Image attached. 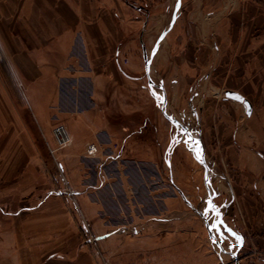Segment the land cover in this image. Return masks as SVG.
<instances>
[{
  "label": "rangeland",
  "instance_id": "obj_1",
  "mask_svg": "<svg viewBox=\"0 0 264 264\" xmlns=\"http://www.w3.org/2000/svg\"><path fill=\"white\" fill-rule=\"evenodd\" d=\"M126 1L139 11L144 22L142 50L138 52L135 67L124 73L130 79L137 78L139 81L135 86L127 80L128 86L123 87V105L127 107L122 113L112 111V107L106 112L109 120L117 123L115 127L111 126L113 141L106 142L105 146L97 142L86 144L83 155L70 163L72 169L83 167L85 172L84 175L79 173L73 181L87 180L84 184L102 188L90 194L100 197L103 203L104 232L113 233L116 238L115 244L112 242L107 246L128 248L124 254L116 255L118 264H157L167 259L161 254V249L157 250L161 246H167L169 251V260L165 264H194L189 261L194 257L186 260L179 253L180 249L202 246L222 258H228L232 264H240L242 240L238 237L244 220L241 188L247 176L239 157L250 145L214 140L212 132L208 136V131L212 129L203 123V107L207 105L205 99L216 100L218 97L221 101H238L226 96L228 91H232L231 84L225 85L216 95L208 80L210 74H218L221 78L227 74L226 64L221 63V49L216 42L211 41L207 63L193 62L195 47L188 48V52L183 50L185 62L182 63L178 57L181 52L177 38L179 33L194 25L202 28V23L211 22L224 28L223 25L230 22L235 28L234 38L242 39L236 28L243 25V35L248 31L251 44L263 53L264 0ZM203 5L206 11L201 14ZM176 13V23L171 29ZM169 32L173 34L168 35ZM145 55L151 60L148 69ZM251 56L258 57L257 54ZM258 65L257 61L256 67L253 64L251 70H259ZM237 68L233 88L241 90V66ZM32 76L19 66L0 32V119L2 115L10 119L33 141L40 153L43 173L54 181L56 194L67 195L76 205V195L66 178L67 163L64 160L72 143L60 146L55 137L59 127H64L69 134L71 117L66 111L50 106L49 94H44L40 86L33 84ZM181 76L186 80L177 88L176 83ZM157 97H163V102ZM169 117L181 122L189 131L182 133ZM9 126L3 129H10L9 134L13 136L16 129ZM77 128V134L82 135L81 127ZM177 140L179 143L174 142ZM27 144L28 141L24 145ZM89 144L99 146L96 156L88 155ZM19 146V143L9 145V165ZM4 151L5 143H0V153ZM260 195L259 198H264L263 191ZM65 197L62 199L65 200ZM208 200L216 205L219 221H223L218 228L210 227L219 221L208 210ZM205 212H208L209 219L205 218ZM207 226L219 245L211 237ZM83 231L92 233L93 230L89 227L83 228ZM187 232L190 239H182ZM183 241L189 242V245H181ZM82 242H90L94 246L97 239L95 234L88 238L85 235ZM136 248L153 250L137 251ZM188 254L187 258L192 253ZM222 264L228 263L223 261Z\"/></svg>",
  "mask_w": 264,
  "mask_h": 264
},
{
  "label": "crops",
  "instance_id": "obj_2",
  "mask_svg": "<svg viewBox=\"0 0 264 264\" xmlns=\"http://www.w3.org/2000/svg\"><path fill=\"white\" fill-rule=\"evenodd\" d=\"M205 11L203 5L201 14ZM201 25L202 28L194 25L178 34V57L184 63L183 50L188 52V48L195 47L193 62L207 63L211 41L216 42L227 74L224 78L210 74L208 80L214 93L217 95V91L231 84L232 91L252 104L249 116L239 102L221 101L218 97L205 99L203 123L212 129L208 136L212 132L214 140L250 145L238 156L247 176L241 188L244 220L238 237L242 238L240 264H264V198H259L260 191L264 192V52L251 44L248 31L243 35V25L236 28L242 39L234 38L235 28L230 22L224 28L211 22ZM143 28L139 11L126 0H0V32L5 45L24 72L33 74V84L49 94L50 106L71 117L73 151L70 148L64 160L66 178L76 195L74 205L67 195L56 194L54 181L43 173L40 153L33 141L2 115L0 143H5V151L0 153V264H118L116 255L127 251L121 246H107L115 244L116 238L113 233L104 232L103 203L100 197L90 194L102 188L84 184L87 180L73 181L85 172L83 167L72 169L70 163L83 155L86 144L97 142L105 146L113 141L111 126L117 123H112L106 112L112 107V111L122 113L127 107L123 105V87L128 86L127 80L138 84L139 79H130L124 73L135 67L142 50ZM253 54L258 57L253 58ZM257 61L260 68L255 72L251 67H256ZM238 65L242 72L241 90L233 88ZM185 80L178 77L176 87ZM9 125L16 129L13 136L10 129H3ZM77 127H81L82 135L77 134ZM26 141L28 144L24 145ZM11 143L21 146L9 165L11 154L7 150ZM89 227L92 233L83 231ZM91 234L97 239L94 246L82 242L85 235L88 238ZM189 235L184 233L181 238L190 239ZM160 249L167 259L157 264H165L169 260L168 247L157 248ZM189 252L192 254L187 258ZM179 253L186 260L193 256L189 261L194 264H232L204 246L180 249Z\"/></svg>",
  "mask_w": 264,
  "mask_h": 264
},
{
  "label": "water",
  "instance_id": "obj_3",
  "mask_svg": "<svg viewBox=\"0 0 264 264\" xmlns=\"http://www.w3.org/2000/svg\"><path fill=\"white\" fill-rule=\"evenodd\" d=\"M176 19H177V13L174 15V18H173V21H172V23H171V29L174 27V25H175V23H176ZM165 36V35H164ZM161 41V40H160ZM159 41V42H160ZM156 50H157V48H156ZM145 61H146V67H147V69L149 68V65L151 64V60L149 61L148 59H147V55H145ZM230 94H235V95H238L239 97H242L243 99H242V101H238V102H240V103H242L244 106H245V108H246V110H247V114L249 115V116H251V114H252V111H253V108H252V104H251V102H249L245 97H243L241 94H239V93H237V92H233V91H228L227 93H226V96L228 97V98H230V99H233V100H235L234 98H233V96L232 95H230ZM237 101V100H236ZM169 119L173 122V124L175 125V126H177V128L178 129H180V128H183V129H186L187 131H189V129L186 127V126H184L181 122H179L178 120H176L175 118H173V117H169ZM179 126V127H178ZM193 146H195V144H193ZM204 165L206 166V164L204 163ZM207 228H208V230H209V232H210V234H211V237L214 239V241H216V243L219 245V242H218V240L215 238V236L212 234V231H211V228L209 227V226H207ZM235 257H236V255H235Z\"/></svg>",
  "mask_w": 264,
  "mask_h": 264
},
{
  "label": "built area",
  "instance_id": "obj_4",
  "mask_svg": "<svg viewBox=\"0 0 264 264\" xmlns=\"http://www.w3.org/2000/svg\"><path fill=\"white\" fill-rule=\"evenodd\" d=\"M55 137L60 146H66L71 142L70 136L64 127H59L55 131ZM99 146L96 144H89L87 152L89 156H96L99 153Z\"/></svg>",
  "mask_w": 264,
  "mask_h": 264
},
{
  "label": "snow or ice",
  "instance_id": "obj_5",
  "mask_svg": "<svg viewBox=\"0 0 264 264\" xmlns=\"http://www.w3.org/2000/svg\"><path fill=\"white\" fill-rule=\"evenodd\" d=\"M230 95H232L233 98H234L235 100H237V101H242V99H243L242 97H239L238 95H235V94H230ZM157 99L160 100L161 102H163V100H164L163 97H157ZM178 127H179V126H178ZM180 131H181L182 133H185L187 130H186V129H183V128H180ZM174 142L179 143L178 140H177V141H174ZM197 143H198V142H197ZM197 158L200 159V155H199V154L197 155ZM201 162H202V161H201ZM207 204H208V210L211 211V212H213V213L215 214V217H216L217 221H219V211L217 210L216 205L213 203L212 200H208V201H207ZM204 216H205L206 219H209L208 212H205V213H204ZM222 224H223V221H219L218 224L210 225V227L218 228V227H219L220 225H222ZM229 231H230V230H229ZM232 235L235 236L236 234H235V233H232ZM239 239L242 240V238H239Z\"/></svg>",
  "mask_w": 264,
  "mask_h": 264
}]
</instances>
